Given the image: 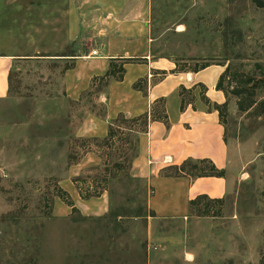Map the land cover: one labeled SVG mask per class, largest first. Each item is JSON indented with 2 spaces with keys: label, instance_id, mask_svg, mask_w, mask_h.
Instances as JSON below:
<instances>
[{
  "label": "rangeland",
  "instance_id": "1",
  "mask_svg": "<svg viewBox=\"0 0 264 264\" xmlns=\"http://www.w3.org/2000/svg\"><path fill=\"white\" fill-rule=\"evenodd\" d=\"M142 39L148 59L107 57ZM0 54L14 60L10 96L0 100V264H264V116L239 113L227 99L232 183L220 217L156 218L155 189L132 173L139 135L121 120L106 145L101 130L116 119L102 95L117 82L103 80L111 63L125 76L130 63L165 59L264 79V8L253 0H0ZM69 73L79 97L67 91ZM138 83L147 89V79ZM117 162L131 168L104 190ZM153 182L158 212L184 210L183 184Z\"/></svg>",
  "mask_w": 264,
  "mask_h": 264
},
{
  "label": "crops",
  "instance_id": "2",
  "mask_svg": "<svg viewBox=\"0 0 264 264\" xmlns=\"http://www.w3.org/2000/svg\"><path fill=\"white\" fill-rule=\"evenodd\" d=\"M138 39H141L140 37ZM129 41L128 49L123 44L121 51L115 48H108L107 57L117 58L128 57L148 59L150 56V40L146 43L142 41ZM13 59L10 56L0 54V100H4L11 93V76L13 70ZM103 70L99 74L108 71L109 64L103 63ZM176 70V64L168 60L149 59L148 62L135 64L130 63L126 67V76L123 82H113L105 90L103 98L108 101V108H113L116 104L115 112L112 111L108 120L117 118L123 114L127 118H135L147 112H150L155 102L165 99V108L169 119L167 127L162 122L150 124L147 133L139 135L140 153L133 163V174H138L142 179L148 180L149 184L155 189L154 196L149 200V208L154 211L158 219H175L185 218L188 216L189 203L199 196L206 195L210 199H224L228 194L231 183L230 178H171L162 175L163 169L180 165L188 159H210L220 170L228 171L230 166L228 144L226 141L225 126L220 121L217 111L210 109L202 101L201 87L207 88L206 97L211 104L222 105L227 98L221 91L216 90L220 76L225 68L212 66L198 73H173ZM163 72H167L162 74ZM157 73V74H155ZM69 73L67 75V91L73 97H79L77 89L80 86L77 83L72 84ZM97 73H95L96 75ZM162 75L161 80L152 82L154 76ZM151 78V79H150ZM148 82L145 92L134 89V84L139 80ZM210 80V83L208 81ZM78 82V81H77ZM73 86V88H72ZM194 89L195 102L189 105L184 111H181L182 99L180 89ZM76 91V94H75ZM98 129V126H95ZM104 137L108 134V128L101 127ZM154 180L164 181L172 180L183 184L184 210L182 212L167 213L165 210L157 211L154 206V198L160 194L154 187ZM211 184L217 187L211 191L208 190ZM168 192L164 193V197ZM102 213L101 215H103ZM154 217V218H155ZM192 255V254H190Z\"/></svg>",
  "mask_w": 264,
  "mask_h": 264
},
{
  "label": "trees",
  "instance_id": "3",
  "mask_svg": "<svg viewBox=\"0 0 264 264\" xmlns=\"http://www.w3.org/2000/svg\"><path fill=\"white\" fill-rule=\"evenodd\" d=\"M254 4L258 8H264L263 0H253ZM131 60V59H129ZM176 70L173 73H198L209 68L211 65L209 63L204 64H196L191 67L187 64L179 65L177 61H175ZM225 68L223 74L220 76L219 81L216 86L217 91H221L227 99L231 96L236 98V106L239 113H248L250 110H256L259 115L264 116V100L258 101L257 97L259 92L264 89V79L260 81H255L254 78L249 75H241L245 76V79L238 80L237 77L241 74L239 71L231 68V66H223ZM122 71V72H121ZM121 72V73H120ZM125 76V69L123 67H118L110 64V69L107 74L103 77V80L109 81H117L122 82ZM100 78L95 80L100 81ZM202 101L209 106L210 109H214L218 112L220 121L225 126L227 124V119L229 116V101H226L222 105L214 104L212 105L210 100L206 97L207 88L204 85H200ZM134 89L143 91V88L139 87V83L134 84ZM186 93L191 95V99L188 100L186 97ZM180 96L182 99L181 111H184L187 106L194 105L195 97H194V89L188 90L185 87L180 89ZM121 120L130 124V133H136L137 135H141L147 133L151 123L154 122H162L167 127L169 126V119L165 108V99L157 100L150 110L141 116L135 118H127L126 116H119L115 119L114 123L110 125L109 131L105 139L103 140L104 144L109 145L115 142L118 133L119 127H115L116 123L121 122ZM128 166L124 167L122 163H114L111 169H106V176L104 178L106 185H104V190H106L107 184H110L112 180L117 179L122 171L126 172L131 168V162H128ZM113 172V176L111 175ZM162 175L164 177L171 178H182V177H191V178H205V177H215V178H225L226 172L225 170H220L214 164V162L210 159H188L184 161L180 165L169 166L162 171ZM110 176V180L108 179ZM128 176V175H126ZM81 192V189H80ZM93 196V195H90ZM83 198L86 197L83 195ZM224 199H210L208 196L203 195L199 196L196 199L190 201L189 203V212H196L197 217H220L221 216V206H223ZM68 206L73 207V204L70 201H67ZM202 206V207H201ZM219 208V209H218Z\"/></svg>",
  "mask_w": 264,
  "mask_h": 264
},
{
  "label": "built area",
  "instance_id": "4",
  "mask_svg": "<svg viewBox=\"0 0 264 264\" xmlns=\"http://www.w3.org/2000/svg\"><path fill=\"white\" fill-rule=\"evenodd\" d=\"M93 56H97L98 55V52L97 51H94L92 52Z\"/></svg>",
  "mask_w": 264,
  "mask_h": 264
}]
</instances>
